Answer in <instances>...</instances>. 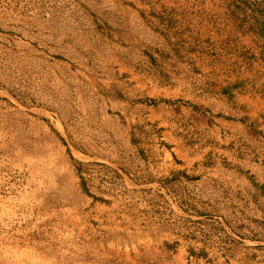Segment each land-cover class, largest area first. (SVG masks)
<instances>
[{
    "label": "rangeland",
    "instance_id": "374dc122",
    "mask_svg": "<svg viewBox=\"0 0 264 264\" xmlns=\"http://www.w3.org/2000/svg\"><path fill=\"white\" fill-rule=\"evenodd\" d=\"M0 264H264V0H0Z\"/></svg>",
    "mask_w": 264,
    "mask_h": 264
}]
</instances>
